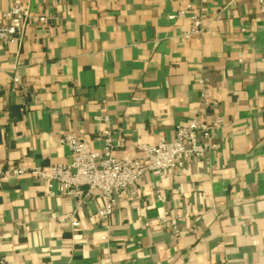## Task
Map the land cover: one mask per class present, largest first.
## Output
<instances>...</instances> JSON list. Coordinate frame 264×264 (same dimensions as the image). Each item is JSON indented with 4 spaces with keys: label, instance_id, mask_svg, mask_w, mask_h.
<instances>
[{
    "label": "crops",
    "instance_id": "crops-1",
    "mask_svg": "<svg viewBox=\"0 0 264 264\" xmlns=\"http://www.w3.org/2000/svg\"><path fill=\"white\" fill-rule=\"evenodd\" d=\"M22 1V38L0 42V264H264L258 0ZM193 116L222 117L217 147L163 180L147 174L106 222L99 192L78 205L34 174L69 161L66 134L102 151L108 130L121 158ZM165 212L181 216L177 233Z\"/></svg>",
    "mask_w": 264,
    "mask_h": 264
},
{
    "label": "built area",
    "instance_id": "built-area-1",
    "mask_svg": "<svg viewBox=\"0 0 264 264\" xmlns=\"http://www.w3.org/2000/svg\"><path fill=\"white\" fill-rule=\"evenodd\" d=\"M258 3L264 13V0H258ZM183 13L181 11L179 15ZM31 17L28 5L22 0H12L10 8L0 15V42L13 43L21 39ZM38 20L46 22L47 18L40 17ZM200 26L201 20L194 19L191 33H198ZM95 119L102 120L101 117ZM222 124L221 116H215L208 122L193 116L177 126L173 140L153 145L140 144L136 155L121 158L114 154L116 144L112 142L108 130L103 131L106 146L102 151L93 150L84 138L66 134L62 141L70 149L69 161L53 165L47 171L35 170L34 174L44 179L50 189L56 188L60 194L74 196L78 205L82 203L84 196L99 192L103 204L96 209V214L106 222L126 190L133 195L139 194L142 180L147 174L155 173L163 180L174 170L182 169L188 162L202 159L214 150L217 144L212 142V134ZM117 145H121V142ZM12 172L20 173L21 170L14 169ZM4 175L9 176L10 171ZM180 217L165 212L160 216L159 223L171 227L177 233ZM71 223L78 225L73 219Z\"/></svg>",
    "mask_w": 264,
    "mask_h": 264
}]
</instances>
